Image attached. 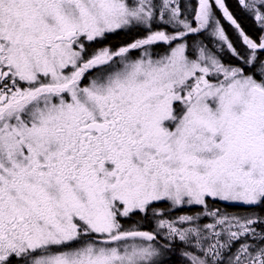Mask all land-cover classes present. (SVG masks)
<instances>
[{
  "label": "snow or ice",
  "instance_id": "6c2138e0",
  "mask_svg": "<svg viewBox=\"0 0 264 264\" xmlns=\"http://www.w3.org/2000/svg\"><path fill=\"white\" fill-rule=\"evenodd\" d=\"M236 2L254 35L226 0H0V264H264V0Z\"/></svg>",
  "mask_w": 264,
  "mask_h": 264
},
{
  "label": "flooded vegetation",
  "instance_id": "af4514ba",
  "mask_svg": "<svg viewBox=\"0 0 264 264\" xmlns=\"http://www.w3.org/2000/svg\"><path fill=\"white\" fill-rule=\"evenodd\" d=\"M226 3H228L230 10L231 8L230 3L234 5V14L238 16V18L243 22V26L246 28L247 31H249L250 34H255L256 29L253 26V23L249 17H247L244 13L240 12L236 0H226ZM229 31L231 32V29L229 28Z\"/></svg>",
  "mask_w": 264,
  "mask_h": 264
},
{
  "label": "trees",
  "instance_id": "16d2710c",
  "mask_svg": "<svg viewBox=\"0 0 264 264\" xmlns=\"http://www.w3.org/2000/svg\"><path fill=\"white\" fill-rule=\"evenodd\" d=\"M230 6H231V8H233L232 10H234V5L232 3H230Z\"/></svg>",
  "mask_w": 264,
  "mask_h": 264
}]
</instances>
